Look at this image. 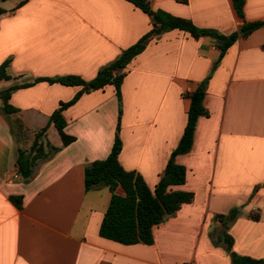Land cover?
<instances>
[{
  "label": "crops",
  "instance_id": "1",
  "mask_svg": "<svg viewBox=\"0 0 264 264\" xmlns=\"http://www.w3.org/2000/svg\"><path fill=\"white\" fill-rule=\"evenodd\" d=\"M20 1H0V63L8 59L7 74L18 77L0 80V89L37 77L89 80L151 27L126 0ZM147 1L222 35L264 20V0H243L242 18L231 0ZM217 43L178 29L151 36L123 69L119 105L110 84L82 93L61 113L74 140L61 146L48 125L43 140L59 149L37 159L26 179L17 174L14 149L27 148L80 86L37 81L11 92L16 112H0V264H230L223 232L233 252L264 260V26L235 39L213 65ZM206 77L208 114L197 118L189 151L174 157L184 182L169 186L191 192V202L151 228L150 244L100 237L110 193L84 190L83 169L108 155L118 110L119 164L152 189L182 132L188 95ZM15 118L23 125L18 138ZM233 208L227 226L213 218Z\"/></svg>",
  "mask_w": 264,
  "mask_h": 264
},
{
  "label": "trees",
  "instance_id": "2",
  "mask_svg": "<svg viewBox=\"0 0 264 264\" xmlns=\"http://www.w3.org/2000/svg\"><path fill=\"white\" fill-rule=\"evenodd\" d=\"M24 1L18 2L17 5ZM126 1L132 3L149 16L151 27L135 43L123 49L115 60L99 68L91 79L83 80L74 75L55 78L37 77L30 80L13 81L0 89V112L9 114L16 112V109L8 103L11 92L16 89L27 87L37 81L80 86V89L70 100L60 102L50 113L47 124L33 133L31 143L27 148L16 147L14 149V163L20 178L26 179L29 176L31 167L37 159L46 157L59 149V147L43 140L42 136L48 125H52L55 129L61 146H66L74 140L73 136L66 134L63 130L65 121L61 113L82 93L101 89L105 85L110 84L114 88L116 101L119 105V86L124 75L123 69L143 49L145 41L151 36L171 29L184 31L193 38L208 36L218 41L219 54L213 64L215 65L235 39L246 37L254 29L264 26V20L243 21L234 32L222 35L212 29L198 28L189 19L174 16L160 9H152L147 0ZM231 2L237 16L242 18L243 0H231ZM4 12L5 10L0 8V14ZM8 63V59L0 63V80L18 78H11L7 74ZM206 81L207 77L199 82L196 88L188 95L189 106L182 132L176 145L170 151L162 173L152 189L147 187L138 173L132 170H125L119 164L118 154L121 148V141L118 135V110L114 138L108 155L103 159L92 161L83 169L84 190L104 186L110 193L108 204L98 227V235L100 237L124 245L135 243L150 244L152 242L151 228L174 213L181 204L191 202V192L170 190L169 186L180 185L184 182L185 169L174 162V157L189 151L197 118L208 114L202 104ZM22 128V121L19 118H15L13 122L15 138H18L21 134ZM11 199L15 204H18L20 200L19 197H11ZM236 215L237 210L233 208L225 214H214L213 218L227 226ZM249 218L257 220L258 216L256 213H250ZM220 238L225 245L230 264H264L263 259H254L233 252L231 250L232 238L225 232L222 233Z\"/></svg>",
  "mask_w": 264,
  "mask_h": 264
}]
</instances>
